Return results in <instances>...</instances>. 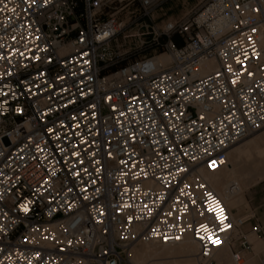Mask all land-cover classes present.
<instances>
[{
	"label": "built area",
	"instance_id": "2783aa9c",
	"mask_svg": "<svg viewBox=\"0 0 264 264\" xmlns=\"http://www.w3.org/2000/svg\"><path fill=\"white\" fill-rule=\"evenodd\" d=\"M162 4L0 0V264H131L187 236L197 264L252 251L199 170L264 129V0L157 23ZM141 19L159 51L130 59L118 38Z\"/></svg>",
	"mask_w": 264,
	"mask_h": 264
},
{
	"label": "rangeland",
	"instance_id": "374dc122",
	"mask_svg": "<svg viewBox=\"0 0 264 264\" xmlns=\"http://www.w3.org/2000/svg\"><path fill=\"white\" fill-rule=\"evenodd\" d=\"M163 1L161 5V10H156L155 19L156 22L159 23L166 18L173 16L174 19L181 18L184 14H186L190 9H192L199 0H160ZM165 14V15H164ZM147 23L144 19L139 20L138 22L127 26L124 33L120 35L118 38V43L121 47V50L127 52V55L130 59H136L143 56L152 55L155 52H158L159 49L154 45L153 35L149 34L146 29L141 28V25ZM124 35L129 37L125 38ZM263 130L252 135L247 140H251L252 138L259 135ZM245 142L241 143L244 144ZM245 169L249 172H262L264 171V163L257 159L256 156H250L249 158H245ZM242 178V177H241ZM243 179V178H242ZM238 183L240 182V178L236 179ZM247 183L246 190L243 194V206H234L231 208V212L233 215H238L240 217H245L248 219H253L254 215L256 217L259 214V206L264 204V177L256 180L255 178L251 181V179L245 180ZM253 183V184H252ZM237 213V214H236ZM254 220V219H253ZM252 220V224H253ZM248 223V222H247ZM251 243H253L254 253L264 252V248H255V242L251 240V237L248 238ZM258 240V239H257ZM260 241V240H259ZM143 245L135 247L134 249H141ZM154 249H158L157 247H153ZM129 258L131 259V254H129ZM129 259V260H130ZM250 257L246 258L241 264H251L249 260ZM182 264V263H181ZM206 264H234L231 260L230 255V247L227 252V256L222 263H219L217 259L212 258L209 263Z\"/></svg>",
	"mask_w": 264,
	"mask_h": 264
},
{
	"label": "bare ground",
	"instance_id": "6f19581e",
	"mask_svg": "<svg viewBox=\"0 0 264 264\" xmlns=\"http://www.w3.org/2000/svg\"><path fill=\"white\" fill-rule=\"evenodd\" d=\"M221 22V20H218L217 24L220 27H223V24ZM214 68L215 65L213 62H207L203 64L201 75L211 72V70H213ZM247 139H245L244 141H246ZM244 141L231 147L230 150H232V155H238L239 157L242 154V148H240L239 146ZM229 151L227 154L228 166H226L225 168L214 173H210L203 168L199 170V174L208 183L211 189L221 198L228 210L231 206L230 200L235 199L241 193L239 186L235 183H232L235 178V173L233 172V170H231L232 164L231 156H229ZM233 217L234 220H237L239 218L247 219L238 215H233ZM235 232L233 234L234 237L237 235V232L236 234ZM140 245H143L141 249H134L135 247H138ZM140 245L132 247L129 252V254H131V264H197V260L195 257L197 253V246L188 236L184 237L179 243L170 246L155 244ZM230 245V242H226L221 245V247L215 250L212 258L217 259L219 263H222L227 256L229 247L231 251ZM153 247H157L158 249H154Z\"/></svg>",
	"mask_w": 264,
	"mask_h": 264
},
{
	"label": "crops",
	"instance_id": "0c3cea01",
	"mask_svg": "<svg viewBox=\"0 0 264 264\" xmlns=\"http://www.w3.org/2000/svg\"><path fill=\"white\" fill-rule=\"evenodd\" d=\"M244 144H241L239 147L242 148L241 155L238 157V155H232V150L229 151V156H231V170L235 173V178L232 183H235L240 188V195L237 196L235 199L230 200L231 206L229 211H231V208L234 206H243V194L247 187L246 179H251V181L255 178L256 180H259L260 178L264 177V171L262 172H252L247 171L245 169V158H249L250 156H256L258 160L264 163V131H262L259 135L252 138L251 140L244 141ZM237 147V148H239ZM243 179H242V178ZM240 178V182L238 183L235 181L236 179ZM253 184V183H252ZM237 214V213H236ZM254 219V220H253ZM253 219L249 220L248 223L246 222L240 229V232L243 234H246L247 237H251V240L255 242V248H264V204L259 206V214L256 217L254 215ZM253 220V224H252ZM255 224L260 225L261 227V233L260 235H252L250 233L251 227ZM236 234V232H235ZM258 239V240H257ZM260 240V241H259ZM237 250H240V248L236 247ZM246 258L250 257L251 264H260L261 262H264V252H258L257 254L254 253L253 250V243H252V251L245 253Z\"/></svg>",
	"mask_w": 264,
	"mask_h": 264
}]
</instances>
